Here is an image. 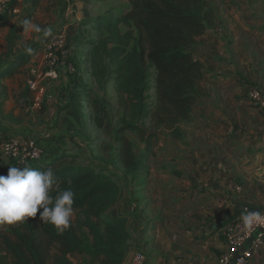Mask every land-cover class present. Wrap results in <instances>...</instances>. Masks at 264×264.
<instances>
[{"label": "trees", "instance_id": "obj_1", "mask_svg": "<svg viewBox=\"0 0 264 264\" xmlns=\"http://www.w3.org/2000/svg\"><path fill=\"white\" fill-rule=\"evenodd\" d=\"M126 1V9L117 17L107 9L79 22L86 33L92 30L82 40L90 76L97 85L111 83L120 109L112 142L113 162L123 179L136 177L155 155L159 130L173 139L182 137L181 125L191 120L204 79L202 64L190 48L214 18L208 0ZM14 3L10 0L0 13V26L8 21ZM32 3L37 5V0ZM37 46L32 43L11 60L0 61V78L18 73ZM146 117L147 127L143 125ZM7 129L0 125V130ZM130 133L143 146L139 152ZM52 164L42 155L22 167L44 171ZM52 170L55 184L50 195L66 189L75 193L70 226L58 232L40 220L43 209L24 222L7 224L0 230V264H121L128 239L127 216L103 217L118 202V173L92 161Z\"/></svg>", "mask_w": 264, "mask_h": 264}, {"label": "crops", "instance_id": "obj_2", "mask_svg": "<svg viewBox=\"0 0 264 264\" xmlns=\"http://www.w3.org/2000/svg\"><path fill=\"white\" fill-rule=\"evenodd\" d=\"M9 1L0 0V13L6 11ZM251 1L253 5L246 7L243 6L246 0H223L226 6H240L241 12L236 13L234 9L230 12H223L222 8L218 10L216 3H212L213 21L190 48L193 56L202 64L204 79L200 83L199 98L192 108L191 120L181 125L183 135L180 139L171 138L163 129L158 131L159 138L154 146L156 153L160 146L161 134L170 137L172 143L170 142L157 158L153 157L162 163H167L170 159L176 164L188 163L182 168L174 165L170 170L163 166L160 169H152L149 168L152 156L149 157L143 167L148 173H140L137 182H132L129 186H121L118 202L103 214V217L108 219L127 216L128 239L121 264H128L137 251L144 254V264H216L219 254L226 249L223 235L226 222L238 214L242 206L264 213L261 208L264 192V117L247 100L249 86H256L264 96V70L253 72L251 77H248L244 69L250 64L264 67V1ZM65 2L67 6H62V12L69 10L68 0H64ZM86 7L82 6V12L72 19H78L80 22L89 17L91 14ZM54 11L55 8H51L49 13L53 16ZM66 14L68 15V12ZM8 18V21L0 26V61L11 60L16 54L25 52L30 45V28L25 24L30 23V0H15L12 9L8 11ZM9 45L11 53L7 54ZM28 66L30 60L23 68ZM20 71L21 69L12 76L0 78V83H3V79L16 76ZM204 81L207 88L203 85ZM26 95L27 92L23 94ZM7 114L10 119L0 118V125L8 129L0 130V135L21 134L8 122L19 125L22 119L13 117L11 113ZM217 141L225 151L224 161H219L223 164L220 182L222 179L224 181L220 183L218 190L221 196L216 198L221 200V203H218L219 216L212 220L207 214H210L211 210V196L215 194L208 186L214 178L213 170L204 169L205 164L211 166L210 159L204 161L208 159L207 156L203 157L204 152L196 158L194 151L196 147H202L207 154H211L209 148L212 142ZM55 145L43 147L42 155L48 161H53L46 169L82 162L81 152L67 155L78 159L75 162L61 161L67 150L77 149L78 146L69 147L66 143ZM57 157L59 158L53 160ZM198 157L202 158V162L198 161ZM198 164L203 168L202 174L196 178L198 173L194 169ZM9 167L20 168L13 161L1 158L0 175H7ZM176 170L182 174H177ZM181 175L187 179V183L182 186V192L189 191L193 196V202L189 206H185L187 204L180 200L177 203L170 202V192L173 189L174 192L180 191L174 179ZM196 179H199L197 186ZM237 185L241 188L239 192L235 190ZM195 203L196 206L202 205V208L198 209L202 218L193 217L187 221L186 226L159 215L162 210L180 207H186L189 212ZM5 226L6 224L0 225V230ZM250 264H264V252L255 251Z\"/></svg>", "mask_w": 264, "mask_h": 264}, {"label": "rangeland", "instance_id": "obj_3", "mask_svg": "<svg viewBox=\"0 0 264 264\" xmlns=\"http://www.w3.org/2000/svg\"><path fill=\"white\" fill-rule=\"evenodd\" d=\"M208 1L211 5L216 3L215 7L218 10L222 8L223 12H230L233 9L235 13L241 12L240 6L236 8L235 4L226 6L223 0ZM123 2V0H68L69 10L62 12V6H67L64 0H37V5H34L30 0V23L40 29V31H35L30 28V45L35 42L38 44L36 53L30 58V66L22 67L19 74L3 79V83H0V118L3 120L10 119L7 113L13 114V117L21 118L22 123L19 125L5 121L21 134L0 135V143L8 139L21 143L33 139L35 144L42 150L46 145L52 147L56 146L55 144L63 143L69 144V147L78 146L77 149L67 150L65 152L66 156L61 161L75 162L78 159L67 157V155L81 152L80 161H92L100 167L118 173L122 187L137 182L140 173H148L147 169L143 168V172H138L136 177L123 179L118 165L113 162L115 148L112 139L114 130L120 120V109L116 105V97L112 91L111 83L97 85L90 76L89 57L82 40L85 39L84 34L89 35L92 30L86 33L83 24L79 23L78 19H72L82 12V6L84 5L87 6L90 16H95L109 9L112 10L110 15L117 17L118 12L126 9L127 1L125 0L124 4ZM252 5L251 0H246L243 3V6L246 7ZM263 7L264 5H262ZM51 8H55L53 16L49 13ZM66 12H68V15ZM22 28H20V31ZM46 31L49 33L48 35H45ZM10 47L9 45L7 54L11 53ZM244 49H246V46H244ZM51 63L56 70L57 76L55 78L46 76ZM244 69L247 76L251 77L253 72L263 71L264 67L250 64ZM30 80L35 82V89H30L28 86ZM203 85L207 88L206 81L203 82ZM25 92L28 95L23 96ZM256 111L261 114L260 111ZM148 120L147 117L143 119L145 127L148 126ZM129 137L133 139L135 150L137 152L142 150L143 146L138 142L137 137L132 133L129 134ZM169 138L163 134L160 135V146L159 149L157 148V153L155 152V155L151 157L149 168L160 169L163 166V168L170 170L174 165L182 168L188 163L178 162L176 164L171 159L167 163H162L153 158H157L158 155L163 153L161 151H164L170 142L172 143ZM195 149L196 158L204 152L203 157L207 156L208 158L204 161L210 159L211 166L205 164L204 169L213 170L214 178L208 186L215 194L211 196V210L210 214H207L213 220L219 216L220 206L218 203H221V200L216 198L221 196L218 190L221 186L220 183L224 181L222 179L220 182V172L223 164L219 162L225 159L223 157L225 155L224 147L217 141V143L212 142L209 148L211 154H207L202 147H196ZM198 159L202 162L201 157H198ZM9 161L16 163L12 159H9ZM200 164H198L199 169L198 167L194 169L198 173L196 178L202 174L203 167ZM18 166L22 167L21 165ZM176 172L182 174L177 170ZM232 180L234 179L232 178ZM174 181L180 191L174 192L175 189H173L170 192V202L177 203L180 200L184 202L183 204H187L185 206H189L193 202L191 201L193 196L189 194V191L182 192V186L187 183L186 177L177 176ZM198 181L199 179H196L195 186H197L198 183L196 182ZM234 192L236 193V191ZM196 202L199 203V201ZM196 204L192 207V210H196H191L190 213L186 207H180L168 211L162 210L159 215L176 220L181 226H186L189 219L193 217L196 219L202 218L200 211L198 212L202 205L198 204L196 206Z\"/></svg>", "mask_w": 264, "mask_h": 264}, {"label": "clouds", "instance_id": "obj_4", "mask_svg": "<svg viewBox=\"0 0 264 264\" xmlns=\"http://www.w3.org/2000/svg\"><path fill=\"white\" fill-rule=\"evenodd\" d=\"M27 28L40 31L29 22ZM49 33L46 31L45 35ZM55 184L51 168L40 171L31 167H9L7 175H0V225L24 222L28 217H35L38 209L40 220L64 232L70 226L73 216L75 193L71 189L58 191L55 197L50 192ZM243 225L251 229L264 221V213L245 209L241 215Z\"/></svg>", "mask_w": 264, "mask_h": 264}, {"label": "built area", "instance_id": "obj_5", "mask_svg": "<svg viewBox=\"0 0 264 264\" xmlns=\"http://www.w3.org/2000/svg\"><path fill=\"white\" fill-rule=\"evenodd\" d=\"M52 65L51 63L46 76L55 78L57 74ZM28 86L30 89H35V82L30 80ZM247 100L264 117V96L256 86L248 87ZM42 153V148L38 147L33 139H29L24 143L8 139L0 143V159H12L15 160L17 165L21 166L27 161L42 156ZM235 190L239 192L241 190L240 186L237 185ZM261 208L264 209V192L261 197ZM245 209L256 211L248 206H242L241 211L226 222L223 229L226 249L219 254L216 264H250L255 251L264 252V221L254 225L251 229L246 228L241 221V215ZM144 263V254L137 251L128 264Z\"/></svg>", "mask_w": 264, "mask_h": 264}]
</instances>
